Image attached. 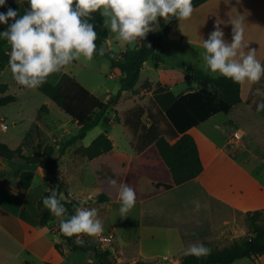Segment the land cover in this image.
<instances>
[{"label": "crops", "instance_id": "0c3cea01", "mask_svg": "<svg viewBox=\"0 0 264 264\" xmlns=\"http://www.w3.org/2000/svg\"><path fill=\"white\" fill-rule=\"evenodd\" d=\"M238 18L243 30L242 42L247 45L243 50H255L256 58L264 64V0H207L193 7L189 18L178 20L166 39L173 38L181 46H192L195 55L197 54L199 68L204 70L201 62L203 40L208 38L219 21L225 41L231 43L234 29L231 21ZM256 42L261 43V46H255ZM139 46L140 39L134 50L126 48L116 56L128 50L135 51ZM105 48L109 50L108 47ZM6 49L10 53L7 44ZM184 79L188 81L186 86V82L178 84L168 76L157 83L169 88L176 95L187 93L199 86L194 79L186 76ZM157 83L153 84L152 80L147 79L141 85L137 83L135 90L123 91L120 102L115 106L116 110H121L120 106L127 98L133 99L135 103L137 97L131 95L142 89L144 84L148 86L140 94L148 93L153 96L158 87ZM263 93L264 77L256 82L245 81L241 83L240 103L229 112L214 114L189 129L197 142L203 171L183 184L172 188L161 187L163 191L160 194L141 203L140 234L138 241L131 244L134 246L133 256L128 258V247H110L121 255L118 258L115 256L121 264L126 261L124 258L131 259L130 264H136L138 260L157 264H184L182 258L191 244L206 243L214 248H223L226 247L222 246L225 241H231V244L245 234L244 222L247 220V213L264 209V109L258 111L255 107ZM3 113L0 115L3 130L0 141L11 148L21 147L25 155H33L39 144L48 139L40 133L45 129L41 121H35L34 125L39 127V134L30 137L31 146L25 145L27 134L7 136L8 125L4 122L9 115L8 111ZM221 113L226 114L225 119L219 117ZM107 117L111 127L121 124L108 113ZM21 120L20 116L14 117L13 126H18ZM236 131H240V138L234 136ZM105 132L113 140L114 148L95 159L104 160V156L118 152L112 135ZM120 153L118 152L119 156ZM133 156L134 152L128 154L127 161L122 162L126 168ZM24 170L34 172L33 182L28 189L20 181ZM48 186L46 171L40 164L27 163L18 156H0V264H72L69 254L73 250L63 243L61 233L43 226L40 221V210L44 207L41 201ZM196 201L200 203L199 209L196 208ZM108 204L110 203L105 206ZM106 214L108 215V211ZM58 233L60 238L53 237ZM242 259L248 260L247 264H264V255Z\"/></svg>", "mask_w": 264, "mask_h": 264}, {"label": "trees", "instance_id": "16d2710c", "mask_svg": "<svg viewBox=\"0 0 264 264\" xmlns=\"http://www.w3.org/2000/svg\"><path fill=\"white\" fill-rule=\"evenodd\" d=\"M207 0H192L196 7ZM22 7L28 11V0H20ZM1 11V10H0ZM105 17L100 11L91 14L89 22L94 25L97 34L95 41L97 54L103 48L102 56L108 58L112 67L121 71V87L118 92L109 99L104 100L84 86L74 76L62 72L56 82L49 80L37 89L55 101L71 118L79 125L78 133L68 141L73 144L85 138L88 131L99 124L103 119L109 121L107 113L121 100L123 91L135 90L139 82L142 68L145 62L154 57L156 66L163 62L161 51L164 49L165 39L179 20L173 17L164 27L149 32L146 38L140 39V46L135 51H125L120 56L113 55L104 47L109 38V28L105 25ZM7 25L0 24V31ZM6 40L0 39V67L9 66L10 53L6 49ZM150 45V46H149ZM61 68H64L61 67ZM186 78L194 79L199 86L187 93L176 95L172 90L158 83L152 96V105L155 113L145 105H137L129 109L124 117L116 115L119 123L128 130L130 143L134 152L133 159L126 169L123 184H128L136 190H147L148 196L160 194L164 188L183 184L201 174L203 162L194 136L189 132L193 126H197L219 112H229L235 105L241 102V83L234 82L224 76H212L197 66L189 68ZM8 84L0 82V106L12 103L16 100L13 94H5ZM264 100V93L255 107ZM48 109L43 106L42 110ZM144 115L149 121L144 120ZM163 124V125H162ZM114 148L113 140L103 132L99 134L88 146H84L83 152L92 160L111 151ZM153 151V155L150 152ZM0 156L13 158L18 156L27 163H38L46 171V177L55 189L57 197L65 191V182L56 175L58 157L55 156L53 145L40 143L33 155H25L22 148H11L7 143L0 141ZM150 156V157H148ZM34 178V172L24 170L20 175V181L24 188H30ZM50 189V190H51ZM46 191V195L51 192ZM107 191L98 193L90 199H62L66 208L67 219L75 214V206H80V201H85L84 207L107 203L112 200ZM141 200H144L142 198ZM41 204L42 201H41ZM264 209L247 213V221L250 234L243 241L235 239L232 244L223 248H212L203 243L209 253L204 256L185 255L182 258L184 264H230L242 258H257L264 255ZM54 215L45 207L40 210V221L47 226ZM63 242L72 250L80 247L74 242V236L68 237L62 233ZM57 247L59 244L56 245ZM110 248L103 252L96 250V255L107 264H120L118 260L109 258ZM27 264H32L27 262ZM136 264H157L138 260Z\"/></svg>", "mask_w": 264, "mask_h": 264}, {"label": "rangeland", "instance_id": "374dc122", "mask_svg": "<svg viewBox=\"0 0 264 264\" xmlns=\"http://www.w3.org/2000/svg\"><path fill=\"white\" fill-rule=\"evenodd\" d=\"M7 7L19 10L20 15L27 12L22 7L20 0H8V5L4 8H0V10L7 11ZM105 19L107 18L105 17ZM158 21L159 28L157 30L161 29L169 22H165L162 17L158 18ZM138 42L139 39L131 44L123 43L117 39V34L111 32L109 28V38L106 43H104V47H108L109 51L116 56L126 50V48L134 50ZM248 43L250 44L253 42ZM256 45L261 46V43L256 42L255 46ZM7 48L11 50V46L8 43ZM161 55L163 57V62L159 67L156 66L154 57H150L145 62L138 85H141L147 79L152 80L153 84H156L163 77L168 76V78L172 81H176L178 84L186 82L184 84V86H186L188 81L185 80L184 77L186 73L190 72L189 68L192 66H200L197 62V54L195 55V50L192 46H181L179 42L173 40V38L165 39L164 49L161 51ZM201 62L207 73L212 76H218V74H213L206 70L204 62ZM62 72L74 76L84 86L104 100L116 94L121 87L120 69L112 67L108 58L97 53H94L91 59L81 56L79 59L64 66V68H61L58 72L51 74L48 79L56 82ZM0 82L6 83L9 86L5 94H13L17 97V101L0 107V115L4 114L3 112L5 111H8L9 115L4 122L8 125L7 136L12 135L16 137L27 134L25 145L31 146L30 137L34 134H39V127L34 125L35 121H41V123L45 125V129L40 133H43L48 139H45L43 144L53 145L55 147V156L59 159L56 164V175L64 181L66 185L65 191L60 194L59 198L61 200H87L91 197H95L102 191H107L113 198L110 202H107L110 204L106 206L105 204L107 203L87 206L88 208L97 209L98 218L103 224V231L95 235L81 234L83 244L79 246L84 249L78 248L77 250H73L72 253L70 252L69 261H71L72 264H107L97 257L96 250L98 252H103L113 245L128 247L126 252L127 256L128 258L132 257L134 254V246L131 244L138 241V236L140 234L141 225L139 223V212L141 211V203L148 201L150 198L152 199V197L155 198V195L148 196L145 193L147 190L139 191L134 189L136 193V202L132 209L124 216H121L119 211L121 205L117 197V192L119 185L123 184L127 169L122 162L127 161L128 154H133L126 127H124L123 124H117L111 127L107 121L103 120L100 124L89 130L85 138L73 144H69L68 141L78 133L79 125L72 121V118L55 101L37 88L29 89L18 84L13 78L11 69L8 66L4 68L0 67ZM146 83L152 87L148 81ZM147 84H144L141 87L142 89L136 90L134 94L131 95V97H137L135 98V103L133 99L127 98L125 103L120 106V111L116 110L114 107L109 110L108 114L113 118H116L115 115L124 117L125 113L128 111L127 109H131L137 105H145L155 113V108L152 105V96L148 93L144 95L140 94L144 88H147ZM43 106H47L48 110H42ZM220 115L219 117L221 119L226 118L225 113H221ZM17 116H20L22 120L18 126L14 127L12 119ZM144 120L148 122L149 117L144 115ZM1 124L2 121L0 120V133L3 131ZM105 131H108L112 135L116 145V151L121 152L120 156L118 152H115L104 156V160L88 159L83 152L84 146H88L99 134ZM228 134L230 135L231 132ZM150 155H153V151L150 152ZM113 179L117 181L116 187L110 184V180ZM48 184L47 191L51 189L49 182ZM142 198H144V200H141ZM109 206L112 207L107 208ZM106 211H108V215ZM62 219L66 220L67 215L64 214L62 217L53 216L47 227H50L52 231L60 232L62 235L60 230V221ZM244 223V225H246V232L237 239L239 241H243L250 234L248 221L246 220ZM53 237L60 238V235L58 233L53 235ZM75 240L76 236H74V242ZM230 242L231 241H225L222 246H227ZM211 247L214 248L213 246ZM115 256L118 258V256L121 255L119 252L111 251L109 258L115 260ZM124 260L126 261L122 264L131 263V259L124 258ZM161 261L167 262L163 259H161ZM119 262L121 264V261ZM247 263L248 260L240 259L230 264Z\"/></svg>", "mask_w": 264, "mask_h": 264}, {"label": "clouds", "instance_id": "9594fccd", "mask_svg": "<svg viewBox=\"0 0 264 264\" xmlns=\"http://www.w3.org/2000/svg\"><path fill=\"white\" fill-rule=\"evenodd\" d=\"M28 4L29 10L23 15L12 7L0 11V24L7 25L0 31V39L11 46L9 66L13 78L29 89L38 88L51 74L81 56L93 57L97 52V34L89 19L94 12L100 11L107 18L105 25L117 34V39L129 44L157 30L158 18H164L165 22L173 17L181 20L193 12L192 0H28ZM7 5L8 0H0V8ZM231 22L234 24L231 43L225 41L219 21L203 40L204 67L234 82L259 81L264 77V64L256 58L255 50H243L247 45L242 42L240 19ZM99 51L102 55L103 48ZM260 109H264V100L257 105V110ZM110 184L116 187L117 181L110 180ZM50 192L42 198V203L51 214L62 217L66 208L56 190ZM117 197L119 211L124 216L133 208L136 193L128 184H120ZM85 203L80 201V206H75V214L60 221L61 232L68 237L76 236L78 245L83 244L81 234L95 235L103 231L97 209L84 207ZM195 203L199 209V201ZM209 251L205 245L194 243L184 254L200 257Z\"/></svg>", "mask_w": 264, "mask_h": 264}, {"label": "built area", "instance_id": "2783aa9c", "mask_svg": "<svg viewBox=\"0 0 264 264\" xmlns=\"http://www.w3.org/2000/svg\"><path fill=\"white\" fill-rule=\"evenodd\" d=\"M240 135H241L240 131H236V132L234 133V136H235L236 138H240Z\"/></svg>", "mask_w": 264, "mask_h": 264}, {"label": "water", "instance_id": "95a60500", "mask_svg": "<svg viewBox=\"0 0 264 264\" xmlns=\"http://www.w3.org/2000/svg\"><path fill=\"white\" fill-rule=\"evenodd\" d=\"M112 251V249H110Z\"/></svg>", "mask_w": 264, "mask_h": 264}]
</instances>
